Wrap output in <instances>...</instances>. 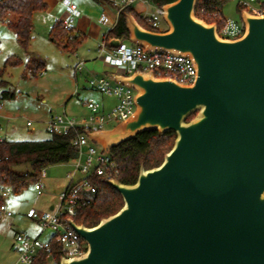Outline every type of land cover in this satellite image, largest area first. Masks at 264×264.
<instances>
[{"label": "water", "instance_id": "water-1", "mask_svg": "<svg viewBox=\"0 0 264 264\" xmlns=\"http://www.w3.org/2000/svg\"><path fill=\"white\" fill-rule=\"evenodd\" d=\"M198 1L164 4L163 31L127 14L132 42L190 55L197 76L110 74L137 90L136 111L91 139L105 151L151 130L175 142L134 184L107 180L124 202L115 214L93 227L68 219L87 249L59 264H264V14L243 10V35L221 38L195 15Z\"/></svg>", "mask_w": 264, "mask_h": 264}, {"label": "trees", "instance_id": "trees-1", "mask_svg": "<svg viewBox=\"0 0 264 264\" xmlns=\"http://www.w3.org/2000/svg\"><path fill=\"white\" fill-rule=\"evenodd\" d=\"M112 5L111 0H94ZM175 0H153L157 5H164ZM229 0H199L195 8V15L208 23L216 22L220 29L226 19L222 9ZM264 5V2H262ZM113 6V5H112ZM48 8L46 0H0V19H3L15 31L19 45L26 51L31 46L34 29V15L44 12ZM240 13L244 6L238 3ZM131 13L145 28L150 29L143 16L136 13L132 6L127 7L119 14L116 25L107 31L105 42L112 38L129 40L130 33L126 25V16ZM157 31H162L157 29ZM50 37L60 51L75 53L87 40V36L71 28L68 30L63 21H56L50 29ZM20 58L9 56L0 75L4 73L7 64L19 65ZM46 61L37 56H30L26 62V70L33 77L45 71ZM195 114L188 117L190 120ZM79 130L71 131L67 135L50 134L46 139L38 140H2L0 141V187L9 188L13 193H19L31 182H37L42 170L55 164L68 163L76 159L78 148L74 144V137ZM174 133L159 134L157 130L145 131L135 137L127 139L108 152L115 161L118 174L117 179L124 184H134L137 181L141 166L151 169L159 166L167 152L174 145ZM21 165H28L30 170L21 173L15 170ZM103 175L91 173L81 179L78 184L87 182L90 190L84 194L90 200H78L75 206L73 219L77 224L87 227L97 225L103 218L115 214L123 206L121 194L107 182ZM75 184L70 183L66 190ZM4 198L0 194V209ZM66 217V215H64ZM1 218V215H0ZM51 250L42 251L35 264H44L50 254L56 261L61 257V245L55 235L50 239Z\"/></svg>", "mask_w": 264, "mask_h": 264}, {"label": "built area", "instance_id": "built-area-1", "mask_svg": "<svg viewBox=\"0 0 264 264\" xmlns=\"http://www.w3.org/2000/svg\"><path fill=\"white\" fill-rule=\"evenodd\" d=\"M115 8L117 16L127 7L133 6L135 3H143L152 5L153 11L149 14L142 15L147 26L152 30L160 29V22L164 19V5H157L153 0H111ZM244 6V10L251 14H264V5L253 7L252 2L258 0H238ZM66 6L68 17L63 21L66 28H73V18L79 17L81 11L74 5L72 0H63ZM99 22L109 28H113L117 20L112 19L106 13H102ZM245 31V23L243 20L235 21L225 19L222 27L218 28V35L221 38L235 39L243 35ZM126 40H121L118 47H110L108 42L103 41L98 48L100 57L107 63L116 67H126L127 72L124 75H132L135 71L152 72L157 78H169L180 84H193L197 76L193 59L188 54L176 51L151 50L145 45L134 43L130 39V46L125 44ZM84 62L81 61L77 65V70L84 68ZM92 86L100 93L116 97L119 102L108 110H103L102 105L94 99L84 102L89 113L80 120L64 113L63 115H53L46 123V131L50 134L67 135L71 131H78L74 137V144L78 148V155L74 159V172L70 173L73 180L76 172H82L86 175L96 173L106 176L108 179L117 178L118 168L115 161L112 160L108 151H99L95 146V141L89 136L92 132L106 130L109 123L119 124L127 120L136 111L135 96L137 90L129 85L117 83L114 78L108 74L103 76H94L91 81ZM3 103L0 101V111ZM1 116V113H0ZM28 126H33L31 120L27 121ZM3 138L0 136V141ZM45 169L42 170L41 176H45ZM44 185L36 183L35 189L39 194L42 193ZM90 185L87 182L76 184L70 190L62 193V204L51 212H43L38 216L32 210L29 216L38 217L44 229L51 228L54 231L56 241L61 245V258L72 259L85 254L86 243L79 235L69 226L68 219L75 214V206L78 200H90L86 194L82 195L81 191H89ZM1 191L3 188L0 187ZM84 192V193H85ZM67 202V204H66ZM3 206L0 209V215L5 214ZM10 213V212H8ZM66 215V217H64ZM19 244L18 247V264H35L38 255L42 251L51 250L50 240L42 242L39 237L32 238L23 232L16 236ZM49 254L44 264H50ZM60 261V260H59ZM54 259L52 264H59Z\"/></svg>", "mask_w": 264, "mask_h": 264}, {"label": "rangeland", "instance_id": "rangeland-1", "mask_svg": "<svg viewBox=\"0 0 264 264\" xmlns=\"http://www.w3.org/2000/svg\"><path fill=\"white\" fill-rule=\"evenodd\" d=\"M262 2L264 0L252 2V6L258 7ZM238 3V0H229L224 5L222 12L226 19L242 20ZM160 29L162 31L168 29L165 19L161 20ZM49 33L50 31L44 34L47 40H44L45 47L41 50V58L47 64L46 71L37 77H33L26 70L27 51L19 45L15 31L5 20L0 19V69L4 68L9 56H15L23 61L19 65H6L4 73L0 75V95L6 88L15 94L19 107L18 115L24 121L23 127L26 126L28 120H31L38 130L36 133L41 135L36 140L46 139L50 136V133L46 131L47 120L45 117L63 115L66 112L67 115L80 120L89 113L83 104L85 99L93 98L96 101L103 99L108 104L107 110L119 102L116 97L104 95L94 89H83V82L86 84L88 80L91 84L94 76H103L106 73L101 71L90 72L89 77L84 71L76 72L75 65L78 62V57L73 53L60 51L51 41ZM125 44L130 46L131 43L126 40ZM30 50L34 51L32 46H30ZM98 56L100 57V54ZM118 68L120 73L127 72L126 67ZM116 125V123H109L107 128L112 129ZM28 130L26 128V131ZM7 140L10 139L7 138ZM94 144L99 151L103 150L101 144L97 142ZM15 170L26 173L30 167L21 165ZM45 171V176H40L37 182H31L19 193H13L7 187L3 191L0 189V194L4 198L3 208L6 211L0 218V264H14L17 260V253L12 247L15 233L23 232L32 238L39 237L42 242L51 238L54 231L51 228L44 229L37 216L43 212H51V206L57 210L62 204V193L65 192L68 185L70 183L76 185L86 176L82 172H76L73 180H71L69 175L74 172V166L71 162L67 165L48 166ZM36 183L44 185L43 194H38L35 189ZM84 192V190L81 191L82 195ZM32 210L37 214L35 218L29 216ZM53 262L54 259L49 258V263L52 264Z\"/></svg>", "mask_w": 264, "mask_h": 264}, {"label": "crops", "instance_id": "crops-1", "mask_svg": "<svg viewBox=\"0 0 264 264\" xmlns=\"http://www.w3.org/2000/svg\"><path fill=\"white\" fill-rule=\"evenodd\" d=\"M46 2L48 4L47 10L44 12L36 13L34 15L33 38L31 41V46L33 47L34 51H31L29 48V50L27 51L28 53L27 60L30 56H37L41 58L42 56L41 50L42 48L44 49L45 47L44 40H47L46 37H44V34L50 31L52 25L56 21H64L68 17V14L66 12V6L63 0H46ZM72 2L81 11V15L79 17L73 18L72 26L75 28L76 31L81 32L87 36V40L79 47V49L75 53H73L74 55L78 57V62L75 65V71L76 72L84 71L88 76L91 73H94L95 71L105 72L108 75L113 74V73L124 74V73L119 72L118 67L110 65L103 58L98 56L99 45L103 41H105L106 33L108 30L111 29L107 26L102 25L99 22V17L102 13H106L112 19L118 20L119 16H117L115 12V8L110 4H107L104 2H96L94 0H72ZM132 8L136 11V13L140 15L149 14L153 11L152 5L143 4L140 2L135 3L132 6ZM81 61L83 62L85 61V65L81 71H78L77 65ZM46 67H47V64H46ZM45 71H46V68H45ZM86 84L84 82L82 83L83 89L87 88L88 90L90 89L96 90L92 86V84H90L88 80ZM86 100H89V99H85L83 101V104ZM0 101L3 103V108L0 111L1 113L0 136L4 140H7V138H9L10 140L22 139V138L28 139V140H36V138L41 137L40 134L36 133V131L38 130L36 129V126L34 124L33 126H28L26 122V126L23 127L24 121L22 120V117L18 115L19 107L17 105L18 102H17L16 96L14 93L7 90V88L4 89V91L0 95ZM97 102H100V104L103 107V110H107L106 106L108 104L106 103L105 100L102 99ZM35 116L37 117V115ZM52 116L45 117V120L47 121L50 120ZM42 120L45 121L44 119ZM26 128H28L29 130L26 131ZM71 163H73V166H74V160H72ZM62 164L67 165V164H70V162L62 163ZM52 209H54L53 206H51V210ZM18 233L19 232L15 233L14 242L12 245V247L17 253V260L15 261L14 264H18L19 244L16 240V236Z\"/></svg>", "mask_w": 264, "mask_h": 264}]
</instances>
